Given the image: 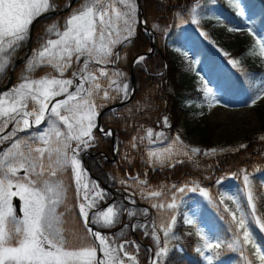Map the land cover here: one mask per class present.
I'll list each match as a JSON object with an SVG mask.
<instances>
[{
    "label": "rangeland",
    "instance_id": "1",
    "mask_svg": "<svg viewBox=\"0 0 264 264\" xmlns=\"http://www.w3.org/2000/svg\"><path fill=\"white\" fill-rule=\"evenodd\" d=\"M134 2L136 5V22L133 25V35L127 39L121 38V42L116 45L127 42L133 38L136 33L137 26L140 25L141 14L139 4L137 0H134ZM84 3L85 0H80L79 3L71 8L67 15L63 17L53 16L46 21L43 32L33 39L32 51L29 57L21 63L23 64L22 68L16 72V68L20 64L16 66L14 70L13 85L6 91L0 93V95L11 94L21 83L25 82L26 79L38 80L41 78L52 77L59 79H72L73 85L70 86L69 90L75 91L76 85L80 83V76L86 75V73H82L80 71L83 68L84 57H81L80 61L77 62L74 56L72 66L65 71L63 75H61V73L58 72L52 65L47 63L40 64L32 69L29 68V65H31L36 59L38 52L43 50V47L46 45L48 40L58 39L56 33L62 32L65 29L67 19L74 12L80 9ZM50 4V10L57 9L55 0H50ZM68 4L69 1H66L63 8H65ZM193 8H195V14H193ZM226 8L235 10V13L240 15L245 21L242 23L236 22L235 19L228 14ZM261 11H264V0H193L191 3L177 8L174 22L167 25H163L158 21L155 22V27L159 30V32H161L160 34L162 37L168 40L170 54L177 60L180 67V76L191 80V84L195 87L196 91L200 93V96L199 98H186L183 101L184 107L187 109V113L183 117V126L180 131L167 134L162 139L154 141L147 147V158L151 169L154 172L166 175L167 178H169V181L164 180L163 183L156 186L147 185L144 181V177L148 176L149 171L143 170L142 173L144 176H135L136 178L133 181L130 177L129 181L124 182V184L127 185L124 187L126 190L138 192L140 194L139 201L146 202L151 207L150 209L152 214L145 219L144 222L137 223L135 226L137 231L148 237V244L152 247V249L146 247L147 252L145 264H148L149 262L151 264H154V262L155 264L164 263L166 256L157 257L155 254L161 247L164 246L165 243V237L160 225L161 223L169 222L172 216H175L176 223L173 227V232L170 234L167 241L168 249L171 248L170 242L172 240V236L175 235V229L180 222L184 227H194L195 232H197L203 243V237H207L210 242L216 243L215 238L212 237L209 234V230H207V223L202 222L203 217H210L206 214L208 212L211 215H215L214 213L220 214V217L233 227L231 230L230 244L234 249L240 251V255L242 256L244 263L247 264L248 258L245 257L244 254L245 246L242 249L241 245L235 243L236 227L232 221L229 211L225 210L226 207L229 210H235L233 202L226 199L229 195L238 199L244 211L248 214L249 228L253 234V238L258 244L264 245V232H262L259 226L254 222V218L251 215V207L247 202L248 187L244 182L245 175L248 176L250 181V186L254 196V203H257V197H255L252 186L253 173L245 172L243 175H240L241 177L239 180L241 179V182H236L234 178H229L226 182H222V187L219 191L213 192L209 187L202 186V182L200 184L180 182L179 179L173 178L172 174L162 172L166 169H171V166L183 162L186 158H194L198 152L193 153L191 149H199L205 134L210 136L211 141L214 144L227 145V148L234 149L240 146V141L244 138L254 136L264 130V99H257V97L264 93V84L260 88L259 92L255 94H252L250 91L246 93L245 96L243 94L237 95L240 89L239 80L242 78L243 73L238 72L237 64L234 65L232 63V61H238L239 63V61L242 60L238 55H232V51L238 49L239 46L242 45L247 46L251 55L257 59H261L264 63V56L260 55L258 47H255L256 40H264V36L251 24L253 21L252 13ZM194 19L198 22L194 23ZM152 29L154 30V28ZM175 32L180 35L178 38L179 40H174L172 38ZM123 36H126V33H123ZM28 38L29 32L23 41L18 42L11 48L5 46V51L0 53V62H4V60L7 61L3 71H0V87L4 86L8 82L9 72L12 65L18 58H22L21 56L17 57V55L23 48H27ZM34 44L36 46H34ZM197 48L203 52L201 53L202 55H205L204 60H202V58L200 59L197 55ZM254 49L257 54H253ZM25 55H23V57ZM106 64L107 63H96L95 61H91L89 63V71L93 72L98 77V80L96 81L98 83L103 77L99 75V70L103 68L106 71V68L104 67ZM74 72L78 73L76 77L73 76ZM237 82L239 85H237ZM205 84L213 90V94L216 98L215 102L210 101V98L205 95ZM85 87H89V84L86 83ZM226 88L228 90L227 92L225 90ZM64 98V96H60L55 99L60 100ZM92 100L95 103V92L93 93ZM253 100L256 101L255 104L252 103ZM54 102L55 101H53V103ZM210 102L214 103V106L211 108L209 107ZM49 106L51 107V105ZM31 107L32 102L29 101V110ZM94 110L97 115L94 118L96 126L92 131L93 136L94 131L98 129V116L102 109L100 110L95 107ZM29 119L32 120V118ZM60 126L63 129V125ZM20 127H23L22 123ZM47 130V119L39 126L33 123L31 127L22 131L17 129L15 121L11 122L4 132L0 133V135H8L9 133L15 131V136H13L11 140L0 144V154L10 148L11 144L17 140L26 141L27 143L32 144L33 147L43 146L38 137ZM146 138L149 139L148 136ZM84 139L88 140L87 137ZM77 143V141H71V148L76 149ZM93 145V139H91L88 140L87 145L80 144L75 153L69 149V156L75 154L77 159L80 161L81 178L79 183L77 182L76 174L71 165L66 166L62 172L58 173L57 177L52 178L54 181L59 179V181L63 184V203L57 207V213L62 214V227L64 229L66 240L71 245L76 243L77 246L75 247L92 245L97 248V243L93 239L92 232H89V229H91L90 227L86 226L88 228V234H86L83 229H80L77 226L76 219L66 213L65 207L67 206L68 199L67 190L69 191L72 184H76L78 190H82L83 200H81L80 204H85V210L88 212L87 222L91 221L92 225H95L98 228L106 227L105 225L107 224L104 222L103 218H100L102 217L101 215H99L98 220V214L106 212L109 207H107L105 211L94 212L93 209H98L99 207L91 208L88 205L90 203L92 204V202L98 198L101 199L103 194V198L106 201L112 197V195L105 190V187L101 185V183L98 184L89 177L88 171L84 166L83 154ZM22 148L27 151L23 145ZM222 150L214 147L205 150L204 153L213 157L221 153ZM153 152L160 154L159 158L150 155V153ZM19 174L22 176L23 172ZM68 175H71L72 178H69ZM85 184L87 185V188L83 187ZM180 189L184 190L180 191ZM104 190L108 194H105ZM97 192L102 195L97 196ZM152 192H160L161 195L154 197L151 195ZM205 192L208 194L207 196L204 195ZM85 194H87V200L84 198ZM127 199L132 202L135 201L134 198L129 196ZM116 200L123 201V197L117 196ZM173 200H175L177 207L175 209H168L166 205L168 203H172ZM161 204L165 205V207H153V205ZM13 205L16 209L17 216L22 218V201H20L17 197H14ZM111 208H113V211L115 212L112 225L116 223L118 224L122 218L121 215L124 212V208L121 209L120 212L114 207ZM127 208L128 207L125 208V211ZM256 209V216L260 217V211L257 204ZM148 214L149 209L135 207L129 209L130 219H133V217H144ZM187 220H192V223H187ZM203 221H206V218H204ZM87 222H85V225ZM215 222L218 224L223 223L217 219H215ZM157 237L159 240L156 239ZM106 240L108 246L111 247L109 244L111 241L110 237L108 236ZM136 245H138V242H135V246ZM123 246V249L126 250L125 252L130 254L129 246ZM178 247L181 248V246ZM152 253L153 258L151 260ZM209 255L210 251L205 250L201 257L206 259V256ZM118 257L120 258V256ZM103 258L104 253L102 259ZM124 262L127 264L125 259Z\"/></svg>",
    "mask_w": 264,
    "mask_h": 264
},
{
    "label": "snow or ice",
    "instance_id": "2",
    "mask_svg": "<svg viewBox=\"0 0 264 264\" xmlns=\"http://www.w3.org/2000/svg\"><path fill=\"white\" fill-rule=\"evenodd\" d=\"M50 0H0V53L5 51V46L13 47L23 41L30 30L33 21L43 13L50 10ZM195 14V8H193ZM136 5L134 0H85V3L74 12L66 21L62 32H57L58 39L48 40L43 50L39 51L36 59L29 68L40 64L52 65L63 75L72 66L75 56L77 62L84 57L83 68L80 70L86 75L80 76V83L75 91H70L72 79L41 78L38 80H25L11 94L0 95V133L15 121L18 130H24L35 125L39 126L47 119L48 130L38 137L43 146L33 147L26 141L17 140L11 147L0 154V264H125L124 260L116 255V249L107 244L105 237L99 232L92 233L100 242L103 259L97 258V248L92 245L73 247L66 240L61 215L57 207L63 203V184L57 177L59 172L71 165L76 174L77 182L81 178V165L76 155L69 156V149L73 153L80 144L87 145L93 139L92 131L96 126L94 118L95 104L92 100L93 93L101 88L96 82L98 77L89 71V63H108L113 55V47L133 35ZM193 22H198L195 19ZM126 33V36H123ZM259 54L264 56V40L257 39L256 46ZM253 54H257L255 49ZM144 57H139L142 61ZM0 62V71L6 64ZM234 65L238 61H232ZM78 73L74 72L76 77ZM100 76L108 73L101 68ZM89 87H85V84ZM112 83H115L113 81ZM125 89L127 85L124 86ZM205 95L210 101L215 102L213 90L204 85ZM64 99L56 100V97ZM108 96V92H104ZM257 99H264L262 93ZM29 101L32 107L29 110ZM53 101H55L53 103ZM253 100V104H255ZM51 105V107L49 106ZM214 103L209 104L211 108ZM19 117V118H18ZM29 118H32L30 120ZM23 125L21 128L20 125ZM60 125H63V129ZM103 131V129H101ZM109 131L106 135H111ZM148 135L152 133L149 130ZM15 136V131L8 135H0V144L9 141ZM87 137L88 140L84 138ZM264 139V136L261 137ZM71 141H77V148H71ZM22 145L27 151L23 150ZM243 147V145L241 146ZM167 151V150H165ZM193 153L200 150L191 149ZM215 151V150H213ZM159 158L160 154L150 153ZM23 172L21 176L19 173ZM245 185L248 187L247 202L251 207L254 222L264 232V217L256 216V204L247 175L244 176ZM87 188V185H83ZM97 187V186H94ZM184 189H180L183 191ZM97 196L102 194L97 192ZM158 197L160 192H152ZM205 196L208 194L205 192ZM22 201L23 217L19 218L13 205V198ZM85 200L88 199L85 194ZM235 205V210L226 211L232 217L236 227L235 243L250 246L252 255L264 264V245H260L253 238L249 228L248 214L244 211L238 199L227 196ZM89 207L92 206L90 203ZM165 207V205H153ZM168 209L177 207L175 200L166 205ZM80 213L85 222L88 212L85 204H80ZM107 225L113 223L115 212L109 207L100 214ZM191 224L192 220H187ZM176 223L175 216L167 223H161L165 237L164 246L156 252L157 257L168 254L167 241L173 232ZM91 232V229H89ZM159 240V238H156ZM204 239L206 250H215L221 247L219 242L212 243L207 237ZM231 247V245H229ZM124 246H120L123 251ZM124 255L135 264L136 258L127 252ZM211 264L213 257L206 256ZM155 264V262H154ZM247 264H254L252 259Z\"/></svg>",
    "mask_w": 264,
    "mask_h": 264
},
{
    "label": "trees",
    "instance_id": "3",
    "mask_svg": "<svg viewBox=\"0 0 264 264\" xmlns=\"http://www.w3.org/2000/svg\"><path fill=\"white\" fill-rule=\"evenodd\" d=\"M66 1L69 0H55L57 9H62ZM192 1L141 0L146 21L156 31L155 50L135 66L136 93L133 100L127 105L106 112L102 117L103 127L105 129L113 128L115 131L117 142L115 160H111L114 157L111 137L101 134L98 130L94 131V145L88 149V152L98 155L95 157L88 156L93 176L89 172L88 174L96 183L100 184L97 181V178H100L103 181H108L111 187H125L127 185L124 182L129 181L130 177L133 181L139 175L144 176L143 170L149 171L148 176L144 177L147 185L156 186L163 183L164 180L169 181L166 175L151 169L147 158V147L165 135L182 129L183 117L187 113L183 101L186 98H199L200 93L191 84V80L180 76V67L177 60L170 54L168 40L162 37L161 32L155 27V22L158 21L163 25L174 22L177 8ZM226 9L236 22L245 21L235 13V10ZM65 15L67 13L59 16ZM50 18H45L37 23L34 29V38L43 32L44 24ZM252 20L253 27L263 33L264 36V11L252 13ZM179 36L175 32L172 38L179 40ZM34 46L36 45L34 44ZM149 48L150 39L142 31L140 25L137 26L133 38L113 48V55L104 66L108 75L101 78L99 81L101 88L95 92L94 104L96 108L101 110L105 106L123 101L127 97L131 86L132 62L137 55L148 51ZM26 50L25 47L19 51L17 57H23ZM196 52L199 58L204 60L205 55L201 54L203 52L199 48L196 49ZM232 55H238L242 59L237 64V71L243 73L239 80L240 89L237 95L243 94L245 96L250 91L252 94L257 93L264 84L263 61L253 57L245 45L233 50ZM22 65L20 64L16 68V72L22 68ZM113 81L115 83H112ZM125 85H127L126 89ZM237 85H239L238 82ZM225 90L228 91L227 88ZM105 91L108 92L107 97L104 96ZM149 130L152 133L151 136L148 135ZM147 136L149 139L146 138ZM262 136H264V130L254 136L244 138L240 141V146L229 149L227 145L214 144L210 136L205 134L199 146L200 151L194 158H186L183 162L177 163L171 166V169L162 172L172 174L173 178L179 179L180 182H188L189 184L202 182V186L209 187L213 192L219 191L222 182H226L229 178L241 182V179L239 180L240 175L245 172L253 173L252 186L255 197H257L256 204L260 211V217H264V139H261ZM242 145L243 147H241ZM214 147L223 150L213 157L204 153L205 150ZM103 154H107L108 158H104ZM68 177L72 178L71 175ZM129 191L133 192L134 197L139 199L140 194L138 192ZM104 193L108 194L106 191ZM67 197L66 213L73 216L77 226L88 234V228L80 213V203L83 200L82 190H78L76 184H72L69 191L67 190ZM103 197L92 202L91 208H98L103 205L106 201ZM111 207L120 212L123 208L125 210L127 205L124 201L116 200ZM206 214L210 216L209 218L204 217L209 234L221 244L219 249L208 250L213 257L211 264H245L240 251L232 246L229 247L233 227L223 220L220 214L211 215L209 212ZM100 218L102 219V217ZM215 219L223 223L218 224ZM125 223L117 232L101 236L110 237V246L117 250L116 255L120 256L122 260L125 259L127 264H134V262L124 256L126 250L121 251V245L129 246V255L136 258L135 264H145L147 248L139 243L135 246V242L138 241L132 235L130 216ZM114 225L111 224V226ZM137 233L142 241L149 242L148 237L139 231ZM170 244L171 248L163 264H209L207 259L201 257L206 249L194 227H184L180 222ZM71 246L75 247L77 244ZM244 254L248 259H252L254 264L259 263L252 255L250 246H245Z\"/></svg>",
    "mask_w": 264,
    "mask_h": 264
},
{
    "label": "water",
    "instance_id": "4",
    "mask_svg": "<svg viewBox=\"0 0 264 264\" xmlns=\"http://www.w3.org/2000/svg\"><path fill=\"white\" fill-rule=\"evenodd\" d=\"M77 1L78 0H71L70 3L68 4V6L66 8H64V9H61V10H58V9L49 10V11L43 13L41 16L37 17L33 21L32 25L30 26V30H29L27 53H26V55L24 57L17 59V61L12 65V67L10 68V72H9L8 82L4 86H1L0 87V93H2L3 91L9 89L13 85V81H14V70H15L16 66L19 65V64H21L23 61H25L29 57V55H30V53L32 51V41H33V38H34V29H35L36 24L38 22L42 21L43 19L47 18V17L57 16V15H60L62 13H66L67 11H69L73 7V5ZM137 1H138V4H139V9H140V14H141L140 25H141L142 30L148 35V37L150 39V48H149L148 51H146L144 53H141L137 57H135V59L132 62V66H131L132 84H131V90H130V93H129L128 97L124 101H121V102H118V103H115V104H112V105H108L107 107H105L100 112V114L98 116V130L101 133H104V132L107 131V130H104L102 128V116L107 111H110V110H113V109H117L119 107H122L123 105H126V104L130 103L133 100L134 96H135V93H136L135 66H136V64L138 62H140L138 60V58L139 57L146 58L151 53H153L154 50H155L156 34H155L154 30L152 28H150L148 26L147 22H146V19H145V16H144V11H143V8H142V5H141V1L140 0H137ZM101 129H103V131H101ZM110 130H111V133H112V143H113V145H115V132H114L113 129H110ZM115 154H116V150L114 149V155ZM83 160H84V162L86 164L87 170L90 173H92L91 167L88 164V161H87V158H86V154L83 155ZM104 187L112 194V198L107 203L104 204V207H107L109 204H111L115 200L116 195H115V190L113 188L109 187L107 184H104ZM136 205L137 206H143V207L149 208L148 204L143 203V202L136 203ZM88 226H91L92 233H96L97 228L95 226H92L89 221H88ZM121 227H122V224H120V225H118L116 227H113V228L101 230V232H103V233L115 232V231L119 230ZM133 227H134V225H133ZM133 234L134 235L136 234L135 231H134V229H133ZM94 238H95V236H94ZM102 257H103V255H102V253L100 251V246L98 245V259H102ZM152 258H153V253L151 254V260H152ZM148 264H151V263L149 262Z\"/></svg>",
    "mask_w": 264,
    "mask_h": 264
}]
</instances>
